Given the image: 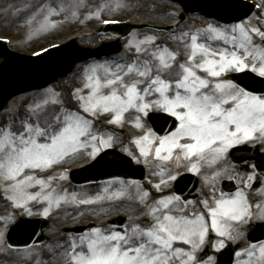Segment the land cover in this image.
Wrapping results in <instances>:
<instances>
[{
  "label": "snow or ice",
  "instance_id": "snow-or-ice-1",
  "mask_svg": "<svg viewBox=\"0 0 264 264\" xmlns=\"http://www.w3.org/2000/svg\"><path fill=\"white\" fill-rule=\"evenodd\" d=\"M116 6H121L120 0H116ZM105 7L97 8L95 18L100 19ZM255 7L264 12V5ZM173 14L182 16L178 9ZM101 23L119 21L103 19ZM175 28L179 30L174 31L173 26L160 30L173 32L172 39L183 44L186 59L178 65L177 78L165 75L176 63L178 53L158 44L156 36H146L129 44L135 49L136 59L123 65L106 61L91 68L83 88L76 89L74 94L78 111L61 107L60 114L51 122L43 120V127L41 113L33 112L22 121L20 129L0 130V180L6 185L4 190L13 193L5 196L13 210L24 209L27 215H33L30 203L46 204L40 214L48 217L53 207L59 209L62 202L97 205L125 196L128 186L121 181L120 187L111 193L105 188L103 195L94 198L77 199L73 193L69 199L67 193L58 195L52 189L55 177L44 179L35 175L81 152L86 151L95 159L111 148V135L105 137L93 131L96 123H102L103 115L111 116L109 124L121 125L126 113H136L135 127L144 134L133 141L139 156H133L131 151L128 155L137 163L141 158L147 162L154 156L160 161L175 160L179 167L181 160L195 158L218 166L214 168V178L231 181L238 177L235 166L224 167L221 163L227 161L230 150L240 151L239 146H244L264 156V46L253 40L255 35L264 42V31L249 27L244 21L230 26L208 24L205 29L194 31L180 28L177 20ZM143 53H148L151 60L141 61L139 55ZM99 69L103 71L98 72ZM168 117L173 123L163 135L145 128L147 120ZM241 165L251 170L246 179L240 178L245 188H251L257 165L243 160ZM189 170L199 173V163H191ZM176 178L169 174L153 187L160 191L161 185ZM34 188L39 190L29 191ZM210 196L211 203L207 199L201 201L205 211L197 213L188 212L191 202L182 199L181 194L162 195L148 204L150 193L143 191L138 203L146 208L145 226L94 225L70 239L65 250L69 264H217L209 250L220 252L226 247L225 239H236L234 224H248L253 219L264 222V211L254 213L253 203L239 187L234 195L217 194L213 188ZM255 207L259 210L262 206L255 202ZM11 220V216L0 217L5 227ZM246 255L247 264H253V258L255 264H264V242L258 246L251 244Z\"/></svg>",
  "mask_w": 264,
  "mask_h": 264
},
{
  "label": "rangeland",
  "instance_id": "rangeland-1",
  "mask_svg": "<svg viewBox=\"0 0 264 264\" xmlns=\"http://www.w3.org/2000/svg\"><path fill=\"white\" fill-rule=\"evenodd\" d=\"M101 1V2H100ZM132 0H120L121 6H116V0H107L105 3L102 0H67L63 3L61 0H0V35H13V43L11 47L13 50L18 52H25L26 54L30 53L32 50L36 48H40L44 46L48 42L61 40L64 36L68 37L75 32L81 31V27H88L95 25L98 20L95 18L94 13L97 11V8L101 5H107L101 12V14H105L106 17H123L131 14L134 9L136 12L132 14L135 16V19L138 20H151L157 22H173L175 20L174 9L177 7L171 4V2H163L162 0H136L133 4ZM55 2V6L50 3ZM63 12H68L69 16L65 22H53L52 17L59 16ZM138 12V13H137ZM58 13V14H56ZM137 13V14H136ZM244 22L249 24V27L255 26L257 27L256 15H251ZM62 23V24H61ZM213 26H216L214 23H209ZM58 25V26H56ZM207 27V26H206ZM206 27L195 26L192 25H184L183 29L187 30L191 28L192 30H203ZM143 32L134 31L131 36L125 40L123 43L125 48L121 55L132 54L134 58H137V54L134 48H130V42L135 44L138 41L143 40L146 36H156L157 42L162 46H167L171 51L177 52V61L174 64L171 71L166 73L165 78L175 79L178 77L180 69L178 67L179 64L184 63L186 56L183 44L172 39L173 32L167 34H156L151 32H146L145 35H140ZM15 35V36H14ZM53 35L54 38L47 39V36ZM19 37V38H18ZM114 37V36H113ZM26 39L30 42H25L22 39ZM107 37L101 35L96 38H92L90 40L84 39L82 45L84 46H96ZM108 39V38H107ZM111 40V39H108ZM254 43L257 45L264 46L262 41L258 36H253ZM213 47H216L213 44ZM120 55V56H121ZM131 55V56H132ZM139 59L143 60H151V56L148 53H143L139 55ZM0 59V63H1ZM105 62H91V63H83L77 66L74 74L71 76L56 82L54 85L50 87L40 90L30 92L21 96H18L10 101L9 105L3 110L0 114V130H4L7 128H12L13 130H18L21 128L22 121H25L28 117L32 116L33 112L41 113V126L43 127V120L47 118L49 122L52 121V118L60 114L61 107L64 108L65 111L72 110L78 111L77 102L74 99V94L76 89L83 88V84L86 82V76L91 74V68L97 64H104ZM112 64L113 62H108ZM119 63V61H118ZM123 65V63H122ZM102 69H99L98 72H102ZM66 89H69L66 91ZM66 91V92H65ZM87 93V90L84 91V94ZM53 100L60 101L59 104H54ZM47 102V103H45ZM40 107L37 108L36 106ZM135 116L136 113L134 111H129L125 114L124 123L133 126L137 132H140L142 135L144 132L141 129L135 127ZM105 119L110 120L111 116L103 115L101 116ZM33 119L35 117L33 116ZM145 128H150L145 124ZM94 132L100 135L107 136L105 129H99L96 124L93 129ZM113 137V135H111ZM135 139H133L134 141ZM116 144L119 148L121 145L118 141L113 137V143ZM133 156H139L138 148L134 144H132ZM124 150V149H123ZM125 152H129L124 150ZM131 151V150H130ZM89 158L90 156L86 151L81 152L79 154L74 155L73 157L66 160V162L60 165H75L78 164L81 159ZM154 157V156H153ZM152 156H150L151 160ZM141 162H144L143 158H141ZM149 163V161L147 160ZM183 165L189 166L188 161H182ZM227 163L230 164V161L227 159ZM153 159L150 164H153ZM170 164L175 165L177 162L175 160L169 161ZM180 164V163H179ZM226 165L225 167H230V165ZM59 166V165H58ZM57 166H54L50 170H45L43 172L37 171L35 175L37 178L47 179L52 170H54ZM48 174V175H47ZM44 175V176H41ZM210 176L207 177V181L209 182ZM206 180V179H205ZM133 184V183H130ZM135 185V186H133ZM131 185L132 191L137 189L140 192V195L143 191V186L139 183H135ZM52 189H55L56 194L64 195L68 194L69 199H71V195L73 193L76 194L77 199L80 198H90V193L94 190L90 191L88 188H76L71 186L68 182H64L60 179H53L51 181ZM120 185H111L106 187L110 191L116 190ZM129 187V186H128ZM6 185L3 184V181L0 180V217L11 216L13 222L17 219L19 215H27L24 209H15L10 206V201L5 199V196H11L13 193L9 191H5ZM104 187L98 189L96 195L104 194ZM38 188L30 189L29 191H38ZM135 191L136 195L138 191ZM47 191V189H46ZM127 191L129 189L127 188ZM148 191V190H147ZM138 192V193H139ZM150 193V197L147 200L148 204H151L154 198V191L151 189L148 191ZM264 192V187L260 191V195L263 197L261 193ZM94 195V194H92ZM94 195V196H96ZM130 194H125L119 200L114 201H105L101 204L97 205H78L75 203H61L59 209L53 207L50 217L52 219V225L49 229L48 233L55 236L54 240H52L49 245L42 247H33L27 250H14L7 246L5 239L0 235V264H69L68 257L66 256V249L69 248V241L73 237L66 238L64 241V237L60 233V229L64 223H74L76 221H83L88 216H97L98 213H108L111 210L110 206L119 205L120 207L117 209H124L126 211H131V214L137 218H142L143 213L146 211V208L142 207L138 201L133 198V200L128 199ZM190 205V207H189ZM188 205V212H203V207L201 201L195 199L191 201ZM47 206L46 204H37L32 202L29 204L33 215H42L43 207ZM96 206V207H95ZM108 209V210H105ZM264 211V209H263ZM27 215V216H33ZM7 223L5 227L3 223H0V233L7 229L8 225L11 223ZM57 235V236H56ZM63 237V238H61ZM56 238V240H55ZM75 238V237H74ZM218 240V239H217ZM60 244V245H59ZM56 245V246H55ZM61 246V247H60ZM258 246V245H257ZM57 250H60L58 253ZM250 250V245L244 246L239 252H247ZM258 254V247H257ZM50 256L52 263L50 262ZM248 258L242 263L247 264ZM253 264H255V258H253Z\"/></svg>",
  "mask_w": 264,
  "mask_h": 264
},
{
  "label": "water",
  "instance_id": "water-1",
  "mask_svg": "<svg viewBox=\"0 0 264 264\" xmlns=\"http://www.w3.org/2000/svg\"><path fill=\"white\" fill-rule=\"evenodd\" d=\"M2 50H6V48H5V47H3V48H2ZM8 90H9V86L7 85V86H5V91H4V93H5V96H7V94H6V93H7V91H8ZM2 97H3V96H1V95H0V99H2ZM221 260H223V258H222Z\"/></svg>",
  "mask_w": 264,
  "mask_h": 264
}]
</instances>
